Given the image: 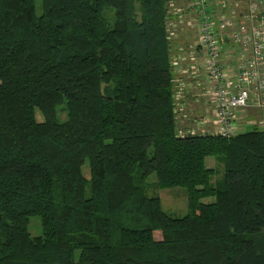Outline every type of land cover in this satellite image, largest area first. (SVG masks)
Segmentation results:
<instances>
[{"label": "trees", "instance_id": "1", "mask_svg": "<svg viewBox=\"0 0 264 264\" xmlns=\"http://www.w3.org/2000/svg\"><path fill=\"white\" fill-rule=\"evenodd\" d=\"M42 10L0 0V264H264V131L177 133L168 0ZM152 175L187 215L146 194Z\"/></svg>", "mask_w": 264, "mask_h": 264}, {"label": "built area", "instance_id": "2", "mask_svg": "<svg viewBox=\"0 0 264 264\" xmlns=\"http://www.w3.org/2000/svg\"><path fill=\"white\" fill-rule=\"evenodd\" d=\"M166 30L185 134L264 131L261 119L245 120L264 112V0H168Z\"/></svg>", "mask_w": 264, "mask_h": 264}, {"label": "rangeland", "instance_id": "3", "mask_svg": "<svg viewBox=\"0 0 264 264\" xmlns=\"http://www.w3.org/2000/svg\"><path fill=\"white\" fill-rule=\"evenodd\" d=\"M35 13L36 16H40L43 12L42 10V0H34ZM173 91H177L174 90ZM56 117L64 122L67 119V111L64 106L56 107ZM36 118L39 122H43L45 117L39 112V110H35ZM264 121V112L251 111L245 114L246 121H255L258 124L259 120ZM264 124V122H263ZM181 124L177 123V133L184 134L185 132H181ZM245 131L252 130L250 127H246ZM206 166L214 170V176L212 177V184L215 185L219 181L223 179L224 169L222 163L215 158H207ZM82 173L87 178L90 179V170L89 163L85 161L82 167ZM156 176L152 175L141 182L143 189L146 194L150 197H158L160 198L161 207L163 211L173 217V218H182L188 213V201L186 196V190L182 188H171V189H159L156 185ZM215 201L214 198L203 199L201 202L205 204H210ZM29 233L31 237H39L42 235V228L40 218L34 217L30 219V223L28 226Z\"/></svg>", "mask_w": 264, "mask_h": 264}, {"label": "crops", "instance_id": "4", "mask_svg": "<svg viewBox=\"0 0 264 264\" xmlns=\"http://www.w3.org/2000/svg\"><path fill=\"white\" fill-rule=\"evenodd\" d=\"M203 109V108H202Z\"/></svg>", "mask_w": 264, "mask_h": 264}]
</instances>
